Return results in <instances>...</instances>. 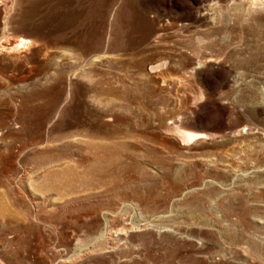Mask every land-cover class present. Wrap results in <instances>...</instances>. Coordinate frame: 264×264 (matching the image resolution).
<instances>
[{
	"label": "rangeland",
	"instance_id": "rangeland-1",
	"mask_svg": "<svg viewBox=\"0 0 264 264\" xmlns=\"http://www.w3.org/2000/svg\"><path fill=\"white\" fill-rule=\"evenodd\" d=\"M0 264H264V4L0 0Z\"/></svg>",
	"mask_w": 264,
	"mask_h": 264
},
{
	"label": "bare ground",
	"instance_id": "bare-ground-1",
	"mask_svg": "<svg viewBox=\"0 0 264 264\" xmlns=\"http://www.w3.org/2000/svg\"><path fill=\"white\" fill-rule=\"evenodd\" d=\"M252 1H253L254 4H264V3H262V2H264V0H252ZM31 42H33V41L30 38H27V37H24V36H20L15 42L10 44L9 48H10V50H12V49L18 50L20 48L26 47ZM182 137H183L184 141L193 142L195 140L207 137V134L202 133V132L192 131V130H186V131L183 132V136Z\"/></svg>",
	"mask_w": 264,
	"mask_h": 264
}]
</instances>
